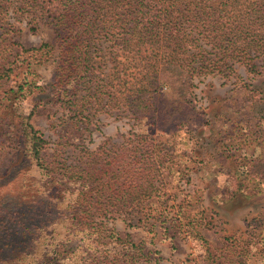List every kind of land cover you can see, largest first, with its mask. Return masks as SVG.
I'll list each match as a JSON object with an SVG mask.
<instances>
[{"label":"trees","instance_id":"obj_1","mask_svg":"<svg viewBox=\"0 0 264 264\" xmlns=\"http://www.w3.org/2000/svg\"><path fill=\"white\" fill-rule=\"evenodd\" d=\"M23 21L49 26L51 38L24 46L16 35ZM48 58L50 81L30 63ZM256 59L263 64L264 0H0V264H162L120 235L113 218L146 230L158 222L168 240L170 228L182 233L192 257L179 264H264V211L210 247L197 185L173 189L190 180L192 157L170 138L132 123L119 139L74 143L97 112L111 108L156 129L165 121L179 129L191 111L192 75L233 72L236 62L253 74ZM35 93L41 96L22 110ZM47 102L62 108L67 124L49 158L47 139L31 122ZM249 118L243 133L224 129L217 137L215 171L229 181L224 200L264 191V145L250 155L264 140V115ZM72 143L78 148L69 159Z\"/></svg>","mask_w":264,"mask_h":264},{"label":"rangeland","instance_id":"obj_2","mask_svg":"<svg viewBox=\"0 0 264 264\" xmlns=\"http://www.w3.org/2000/svg\"><path fill=\"white\" fill-rule=\"evenodd\" d=\"M25 21V20H24ZM19 23L17 32L18 40L24 46L37 45L41 40H49L52 30L49 26L38 23L35 29H30L29 23ZM31 67L40 73L47 81L51 80L53 62L51 58L41 62L30 60ZM259 71L253 74L248 73L242 64L236 62L238 67L233 72L220 73L211 72L208 74L192 75L191 85L188 88L187 98L190 101L191 111L187 114L188 119L179 129L173 126L170 121H165L164 128L156 129L154 123H149L147 118L137 120L127 119L124 113L116 108L111 111H99L89 122L87 130H84L81 138L74 143L81 142L89 148L95 146L104 137L110 136L119 139L120 131L133 126L137 129L153 130L162 138H170L177 148H182L185 155L192 158L188 161L191 166L189 170L190 180L182 181L178 188H173L178 193L195 185L200 193L196 208L206 209V215L210 217L211 224L208 227H200L201 233L207 239L210 247L216 249L223 246V235L234 233L238 228L244 227V221L259 212L264 211V191L258 193L253 199H227L222 195L226 184L229 182L226 173L215 171L217 168V150L222 149L217 137L223 133L224 129L234 130L243 133L246 129L245 120L248 117L264 115V62L256 59ZM246 84L249 88L257 90V94H250L243 88ZM166 84L158 86L159 90L166 89ZM41 94L29 95L21 102L20 108L26 110L32 99L40 97ZM61 107L50 102L38 104L31 115L32 124L42 131L47 139L46 156L49 158L51 147L58 139V130L66 129L64 123L65 113ZM249 118V119H251ZM232 128V129H231ZM176 129V130H174ZM173 130V131H172ZM69 133V132H68ZM235 135V134H234ZM74 143L65 147L69 153V159L77 152L78 146ZM239 143L233 137V145ZM260 148H259V146ZM255 146V156L258 151L263 150L264 140ZM244 150V148H241ZM184 158V156H183ZM242 171V170H238ZM260 187L264 186V179L258 178ZM246 190H251V185H246ZM120 235L125 233L134 242H141L143 249L151 255H156L162 264H179L183 259L192 257L191 242L182 233L170 228L169 233H173L171 240L161 237L158 222L152 224L150 230H146L148 225L128 226L119 218L109 221ZM221 260V259H218Z\"/></svg>","mask_w":264,"mask_h":264}]
</instances>
